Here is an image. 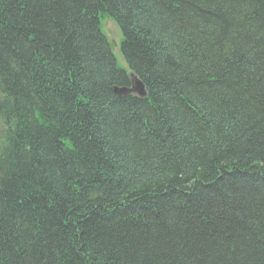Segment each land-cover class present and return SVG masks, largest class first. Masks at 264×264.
<instances>
[{
  "label": "trees",
  "instance_id": "1",
  "mask_svg": "<svg viewBox=\"0 0 264 264\" xmlns=\"http://www.w3.org/2000/svg\"><path fill=\"white\" fill-rule=\"evenodd\" d=\"M0 264H264V0H0Z\"/></svg>",
  "mask_w": 264,
  "mask_h": 264
},
{
  "label": "rangeland",
  "instance_id": "2",
  "mask_svg": "<svg viewBox=\"0 0 264 264\" xmlns=\"http://www.w3.org/2000/svg\"><path fill=\"white\" fill-rule=\"evenodd\" d=\"M100 29L102 33L107 37L110 43H114L116 46L112 47V52L115 56L118 66L122 68H127L121 53H120V43L122 40V35L119 28L116 26L114 21L108 17H103L100 21Z\"/></svg>",
  "mask_w": 264,
  "mask_h": 264
},
{
  "label": "water",
  "instance_id": "3",
  "mask_svg": "<svg viewBox=\"0 0 264 264\" xmlns=\"http://www.w3.org/2000/svg\"><path fill=\"white\" fill-rule=\"evenodd\" d=\"M114 46L115 44L112 43ZM131 78V87H114V92L119 94V95H126L129 93H134L138 96H144L146 94L145 88L143 83L133 74H130Z\"/></svg>",
  "mask_w": 264,
  "mask_h": 264
}]
</instances>
